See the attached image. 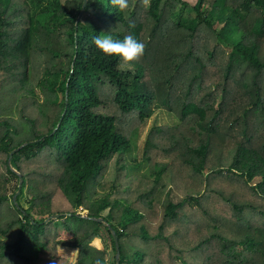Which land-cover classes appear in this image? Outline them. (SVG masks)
Returning <instances> with one entry per match:
<instances>
[{
	"label": "trees",
	"instance_id": "1",
	"mask_svg": "<svg viewBox=\"0 0 264 264\" xmlns=\"http://www.w3.org/2000/svg\"><path fill=\"white\" fill-rule=\"evenodd\" d=\"M82 3L0 0V264H107L102 235L111 264H264V0ZM105 33L142 54L103 53ZM157 109L178 122L138 158ZM177 170L221 179L227 213L167 187Z\"/></svg>",
	"mask_w": 264,
	"mask_h": 264
},
{
	"label": "rangeland",
	"instance_id": "2",
	"mask_svg": "<svg viewBox=\"0 0 264 264\" xmlns=\"http://www.w3.org/2000/svg\"><path fill=\"white\" fill-rule=\"evenodd\" d=\"M178 122V119L169 111L165 109H157L155 110L144 122L138 124L137 130H136V135H135V152L136 156L140 158L141 153H142V148L144 147L145 140L147 138V135L151 129V127L155 125H161V126H172ZM161 159H166V158H161ZM159 161H163L158 159ZM174 165V164H172ZM171 168H175V166H170ZM168 167V169H171ZM141 171L143 168L140 169ZM168 171L166 175H168ZM177 176L174 178V181L167 180V187L172 186L174 189H176L177 193L180 194L176 188V185L178 183V186L180 188H186V189H191L192 187L195 188H200V191H204L206 188H211L212 187V192L208 193L207 197H205L206 203L210 205L211 207L215 208L217 212L226 214V206L224 201L218 197L215 192L214 188L217 186H220L221 179L219 178H213L211 177V180H206L204 176H198L197 178H194L191 174L188 173L186 170H181L180 172L177 170L176 172ZM176 180V181H175ZM155 208L158 209V206L155 205ZM155 209V211H156ZM157 217H154V220H156ZM93 245L96 247H106V259H107V264H111V258L113 255V251L111 249V244L108 238L105 235L95 237L92 242ZM163 250H165L163 248ZM62 256L69 260H74L75 257V251L70 248H65L59 251Z\"/></svg>",
	"mask_w": 264,
	"mask_h": 264
},
{
	"label": "clouds",
	"instance_id": "3",
	"mask_svg": "<svg viewBox=\"0 0 264 264\" xmlns=\"http://www.w3.org/2000/svg\"><path fill=\"white\" fill-rule=\"evenodd\" d=\"M112 3L121 10L127 6V0H112ZM93 41L103 53L116 55L125 62L134 60L142 54L144 49L143 42L137 40L131 34H126L123 38H113L110 33H105L94 36ZM49 264H57V260L52 259ZM92 264H101V259L99 257L95 258Z\"/></svg>",
	"mask_w": 264,
	"mask_h": 264
},
{
	"label": "water",
	"instance_id": "4",
	"mask_svg": "<svg viewBox=\"0 0 264 264\" xmlns=\"http://www.w3.org/2000/svg\"><path fill=\"white\" fill-rule=\"evenodd\" d=\"M86 1H87V0H83V3H82V6H81V9H80V11H79V13H78V16H77V20L80 18L81 14H82V12H83V9H84V6H85V4H86ZM20 146H21V145H20ZM20 146H19V147H20ZM19 147L13 149V150L9 153L8 163H9V160H10V157H11L12 153H13L15 150H17ZM19 177H20V183H21V176L19 175ZM57 215H58V214H53L52 217H56ZM96 219H97V220H101L102 222L105 223V221H104L103 219H101V218H96ZM107 225H108V228H109V230H110V232H111V234H112V236H113V240H114V244H115V249H116L115 259H116V262L118 263V257H119V244H118V238H117L116 232H115V230L113 229V227H112L109 223H108Z\"/></svg>",
	"mask_w": 264,
	"mask_h": 264
}]
</instances>
